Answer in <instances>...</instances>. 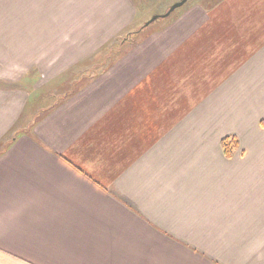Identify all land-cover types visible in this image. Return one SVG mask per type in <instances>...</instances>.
<instances>
[{
  "label": "crops",
  "instance_id": "1",
  "mask_svg": "<svg viewBox=\"0 0 264 264\" xmlns=\"http://www.w3.org/2000/svg\"><path fill=\"white\" fill-rule=\"evenodd\" d=\"M187 3L0 0V264H264V0Z\"/></svg>",
  "mask_w": 264,
  "mask_h": 264
},
{
  "label": "rangeland",
  "instance_id": "2",
  "mask_svg": "<svg viewBox=\"0 0 264 264\" xmlns=\"http://www.w3.org/2000/svg\"><path fill=\"white\" fill-rule=\"evenodd\" d=\"M138 7V24L129 32H124L121 36L117 37L113 43H111V49L104 50L98 56H103L102 64L100 66H92V70L101 71L106 67V63L110 60L120 57L125 51L131 49L134 45L141 41L147 40L156 31L166 27L177 14L181 12L180 8L177 9L172 15L165 19H159L146 28H142L143 24L152 18L156 14L164 13L174 2L178 0H135ZM192 1V0H191ZM189 1V2H191ZM189 6V3H187ZM108 47V46H107ZM108 52L109 54H105ZM86 66V65H85ZM89 67H86L84 71H88ZM91 71V70H90Z\"/></svg>",
  "mask_w": 264,
  "mask_h": 264
},
{
  "label": "water",
  "instance_id": "3",
  "mask_svg": "<svg viewBox=\"0 0 264 264\" xmlns=\"http://www.w3.org/2000/svg\"><path fill=\"white\" fill-rule=\"evenodd\" d=\"M189 0H178L174 2L164 13L162 14H156L152 18H150L148 21H146L142 28H146L150 26L152 23L159 19H165L168 18L174 11L184 6Z\"/></svg>",
  "mask_w": 264,
  "mask_h": 264
},
{
  "label": "trees",
  "instance_id": "4",
  "mask_svg": "<svg viewBox=\"0 0 264 264\" xmlns=\"http://www.w3.org/2000/svg\"><path fill=\"white\" fill-rule=\"evenodd\" d=\"M189 1H191V0H189ZM223 147H224L225 153L228 156H231L233 154V151L238 147V142H237L236 138H229V137H227V138H225L223 140Z\"/></svg>",
  "mask_w": 264,
  "mask_h": 264
}]
</instances>
